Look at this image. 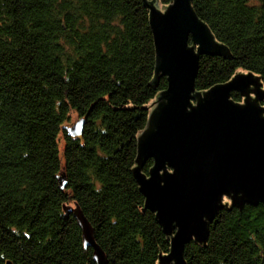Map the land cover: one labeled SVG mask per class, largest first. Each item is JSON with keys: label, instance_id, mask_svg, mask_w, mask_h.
Listing matches in <instances>:
<instances>
[{"label": "trees", "instance_id": "trees-1", "mask_svg": "<svg viewBox=\"0 0 264 264\" xmlns=\"http://www.w3.org/2000/svg\"><path fill=\"white\" fill-rule=\"evenodd\" d=\"M145 2L172 0H0V264H97L77 210L107 264L169 256L134 177L153 167L137 165V138L167 90ZM191 7L227 53L199 59L195 92L240 71L264 90V0ZM73 115L78 137L65 128ZM207 233L185 246V264H264L263 205L230 202Z\"/></svg>", "mask_w": 264, "mask_h": 264}, {"label": "water", "instance_id": "water-1", "mask_svg": "<svg viewBox=\"0 0 264 264\" xmlns=\"http://www.w3.org/2000/svg\"><path fill=\"white\" fill-rule=\"evenodd\" d=\"M145 5L150 10L156 75L166 78L167 90L137 143V165L150 159L153 168L148 177L136 169L134 177L146 207L170 238V254L160 263L185 264V246L206 242L208 226L227 207L224 198L232 206H264V108L259 105L264 90L257 77L247 74L204 95L194 92L199 58H225V49L197 18L190 0H173L164 13L154 2ZM232 93L246 97L245 104H235ZM193 99L196 107L190 103ZM80 126L69 133L80 135ZM75 218L95 262L107 264L78 210Z\"/></svg>", "mask_w": 264, "mask_h": 264}, {"label": "rangeland", "instance_id": "rangeland-1", "mask_svg": "<svg viewBox=\"0 0 264 264\" xmlns=\"http://www.w3.org/2000/svg\"><path fill=\"white\" fill-rule=\"evenodd\" d=\"M173 4V0H172V3H171V5ZM169 7V6H168ZM157 8H158V10L161 12V13H164L165 12V8H163L162 6H160V5H157ZM191 45V44H190ZM215 56H218V57H222V58H224L222 55H215ZM215 56H203V57H215ZM200 59V58H199ZM225 59V58H224ZM198 67H199V60H198ZM237 75H247L246 73H242L241 71L240 72H238L236 75H234L227 83H229V82H231L232 81V79H234V77L235 76H237ZM159 76V75H158ZM162 77V76H161ZM255 77V76H254ZM226 83V84H227ZM223 85H225V84H223ZM214 87V86H213ZM212 87V88H213ZM262 89V88H261ZM263 90V89H262ZM194 92H195V90H194ZM199 93V92H198ZM240 94V93H239ZM252 93H250V94H248V96L249 97H251V99H254L253 98V96L251 95ZM200 95H202L201 93H200ZM246 98V97H245ZM245 98L243 97V102L241 103V105L243 104H245V102H244V100H245ZM262 102H264V101H261L260 103H262ZM190 103L193 105V106H195L196 107V101L193 99V100H191L190 101ZM259 103V105H260V107L261 108H264L263 106H261V104ZM157 105H158V102L156 101V102H152V103H150L149 105H148V109H149V116H151V114H152V112H153V110L157 107ZM264 116V115H263ZM78 123V121H77V118L75 117V115H73L72 117H71V120H70V122L68 123V124H65V128L67 127V128H70V126L72 125H75V124H77ZM76 126V125H75ZM66 128V130H68V131H70L69 129H67ZM147 129V128H146ZM145 129V130H146ZM144 130V131H145ZM143 131V132H144ZM142 132V133H143ZM69 133V132H68ZM142 133L140 134V135H142ZM69 136H72V137H78L77 135L76 136H73V135H71L70 133L68 134ZM140 135H139V137H140ZM138 137V138H139ZM63 141H62V139H61V137H60V144H59V149H60V153L62 152V150H63ZM153 168V167H152ZM169 173H171L172 171L171 170H169L168 171ZM150 173V172H149ZM145 199V198H144ZM222 205H225V203L227 204V206L230 204V200L229 199H227V198H224L223 200H222ZM161 226V225H160ZM80 227V226H79ZM162 227V226H161ZM163 230V229H162ZM84 240V239H83Z\"/></svg>", "mask_w": 264, "mask_h": 264}, {"label": "bare ground", "instance_id": "bare-ground-1", "mask_svg": "<svg viewBox=\"0 0 264 264\" xmlns=\"http://www.w3.org/2000/svg\"><path fill=\"white\" fill-rule=\"evenodd\" d=\"M190 4H191V0H190ZM154 5H157V4L154 3ZM149 13H150V10H149ZM149 16H150V15H149ZM80 124L82 125V123L79 122V123H77L76 126H74V127H81ZM74 127H73V128H74ZM72 130H73V129L71 128L70 131L73 132ZM138 137H139V136H138ZM137 143H138V138H137ZM149 160H150V159H149ZM144 161H147V160H143V162H144Z\"/></svg>", "mask_w": 264, "mask_h": 264}]
</instances>
